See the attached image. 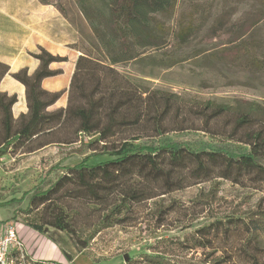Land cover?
I'll return each instance as SVG.
<instances>
[{"label": "rangeland", "instance_id": "374dc122", "mask_svg": "<svg viewBox=\"0 0 264 264\" xmlns=\"http://www.w3.org/2000/svg\"><path fill=\"white\" fill-rule=\"evenodd\" d=\"M23 2L41 4V24H52L51 13L56 10L57 30L63 28V18L57 11L65 15L71 23L72 46L81 53L101 58L144 90L175 95L181 106L179 118L185 114L192 128L143 136L136 142L159 145L175 141L197 151L224 148L234 154L248 150L247 145L227 139L226 134L238 108L248 102L264 107V68L248 65L252 57L264 59V0H168L163 8L148 14L153 23L140 28L142 37L135 38L117 31L111 14L112 0ZM190 22L195 33L186 43H180L176 33ZM65 31L68 37L67 28ZM241 40L250 44V49L242 50ZM112 41L116 44L111 46ZM206 100L227 104L230 110L205 124L198 112ZM94 138L84 136V141ZM20 150H10L0 158V222L37 220L39 211H26L35 189L48 188L85 155L91 154V164L112 158L100 150L91 153L79 143L51 144L37 153ZM259 162L264 165V159ZM247 182L242 186L214 178L136 202L123 223L109 227H102L100 220L104 205L68 199L67 205L76 212L81 239H88L87 246L80 249L65 232H49L57 235L74 258L81 254L90 264H144L142 254L156 251L175 264H199L217 255L225 256L223 264H264V238H260V251L249 248L247 253L242 226L225 235L212 227L208 237L196 240L202 226L231 215L244 216L259 202L264 206L263 189Z\"/></svg>", "mask_w": 264, "mask_h": 264}, {"label": "trees", "instance_id": "16d2710c", "mask_svg": "<svg viewBox=\"0 0 264 264\" xmlns=\"http://www.w3.org/2000/svg\"><path fill=\"white\" fill-rule=\"evenodd\" d=\"M167 2L112 0L111 14L117 31L125 36L142 37L140 28L153 23L148 14L163 8ZM62 11L65 13L64 9ZM193 26L190 22L176 33L180 43H186L195 33ZM244 31L238 35V40ZM244 41H240L239 47L250 49V44H244ZM30 55L39 60L32 74L26 67L10 73L25 87L28 111L15 119L11 109L17 94L0 92V158L17 148H21V153H31L51 144L75 143L91 153L100 150L112 156L91 164L88 163L91 154L85 155L48 188L35 189L26 211L37 210L39 215L37 220L23 223L34 231L56 240L49 229L65 232L73 237L80 249H84L88 239H81L76 227V212L67 205L68 199L104 205L100 220L102 227H109L123 223L133 203L214 178L242 186L250 181L251 187L264 191V165L259 162L264 159V107L260 104L248 102L238 108L230 132L227 136L221 133L229 140L247 145V151L238 154L224 148L197 151L175 141L142 144L136 140L143 136L156 137L168 131L192 128L185 114L179 118L181 106L173 93L144 90L127 80L111 64L89 53L77 57L67 89L49 92L41 87V81L62 73L61 69H51L49 65L67 61V57L52 54L42 47ZM248 63L253 69L264 68V59L252 57ZM7 73L9 66L0 62V80ZM64 92H67L66 107L48 111L47 107ZM200 108L198 113L205 124L230 110L229 105L211 100L204 101ZM84 136L95 138L85 142ZM158 189H162L161 192ZM159 215L161 219V211ZM18 225L15 223V230L24 243L17 231ZM238 226L245 231L244 250L247 253L249 248L260 251V238H264V206L260 202L244 216L231 215L202 226L196 232V240L208 237L212 227L225 235ZM62 252L64 263L34 259L28 252L25 260L29 264H71L74 256ZM142 256L141 263L144 264H175L160 251ZM224 257L202 259L199 264H223Z\"/></svg>", "mask_w": 264, "mask_h": 264}, {"label": "crops", "instance_id": "0c3cea01", "mask_svg": "<svg viewBox=\"0 0 264 264\" xmlns=\"http://www.w3.org/2000/svg\"><path fill=\"white\" fill-rule=\"evenodd\" d=\"M41 9L43 8H41L39 2L24 3L23 0L1 2L0 0V62L9 66V73L5 74L0 80V92L17 94V101L11 109L15 119L20 114H25L28 107L24 85L14 79L10 73L26 67L28 73L32 74L38 67L39 60L31 56L30 53L38 52L39 47H42L52 54L67 57V61L52 62L49 65L51 69L62 70L61 74L45 77L41 81V87L49 92L69 87L75 61L81 54L79 50L72 46L71 23L67 21L65 15L57 11L63 18V28L57 30L54 22L56 10L51 13V18H54L52 24H46L45 22L41 24L44 16ZM66 28L69 33L68 37L65 34ZM66 104L67 92H64L55 103L47 107V110L53 111L58 108H65ZM48 147L49 145L31 153L40 152ZM17 231L24 241L26 252L34 259H53L61 263L65 262L62 251L67 253L69 251L63 248L61 241L51 239L48 234H40L23 223H19ZM55 237L57 238V235ZM72 261L73 264H90V262L83 260L81 254H77Z\"/></svg>", "mask_w": 264, "mask_h": 264}, {"label": "built area", "instance_id": "2783aa9c", "mask_svg": "<svg viewBox=\"0 0 264 264\" xmlns=\"http://www.w3.org/2000/svg\"><path fill=\"white\" fill-rule=\"evenodd\" d=\"M27 252L18 237L15 223L0 222V264H26Z\"/></svg>", "mask_w": 264, "mask_h": 264}]
</instances>
